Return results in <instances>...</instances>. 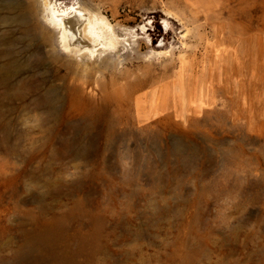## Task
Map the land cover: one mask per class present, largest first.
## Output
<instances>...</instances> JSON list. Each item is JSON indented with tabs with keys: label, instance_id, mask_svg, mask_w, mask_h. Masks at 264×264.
Wrapping results in <instances>:
<instances>
[{
	"label": "rangeland",
	"instance_id": "rangeland-1",
	"mask_svg": "<svg viewBox=\"0 0 264 264\" xmlns=\"http://www.w3.org/2000/svg\"><path fill=\"white\" fill-rule=\"evenodd\" d=\"M216 1L206 16L179 0L100 2L135 30V50L119 51L114 84L109 70L95 85L89 76L74 105L62 93L51 113L38 97L57 75L53 53L70 58L38 5L0 0V264H264V0ZM165 4L190 23L188 95L206 87L210 105L178 118L170 101L138 123L134 96L178 74L150 53L178 50ZM47 232L51 247L22 260Z\"/></svg>",
	"mask_w": 264,
	"mask_h": 264
},
{
	"label": "bare ground",
	"instance_id": "bare-ground-1",
	"mask_svg": "<svg viewBox=\"0 0 264 264\" xmlns=\"http://www.w3.org/2000/svg\"><path fill=\"white\" fill-rule=\"evenodd\" d=\"M98 1V2H97ZM78 0L71 5L62 6L56 0H1L2 6L5 8H16L25 11H32L35 5L42 10V17L51 28L52 34L50 39L54 38L58 48L61 49L69 60H61L55 55V48L50 50L53 53V71L56 72L54 82L38 97V105L40 108H47L49 111L53 108L56 101L62 97V93L69 96V105L72 106L76 102L74 96L78 87L87 84L88 77L94 76V85L97 83V75L103 77L105 72L109 70L112 84L116 81L113 72L120 69L123 65V59L119 51L128 49L135 50L133 47L137 45V33L129 27L112 24L111 21L102 13L100 2L106 0ZM187 7L191 14H202L206 16L210 10L216 7V0H179ZM164 13L166 18L162 20V26L165 32H168L171 26L170 18L178 21L180 24V32L177 36L178 50L170 44L163 52H154L151 54H161L164 64L171 65V72H178L173 87L162 84L152 85L145 93H138L132 101L134 117L138 123L156 118L168 110V102H172V109L178 118H184L187 113L194 112L199 114L201 110L209 106L206 87H197L194 94L189 97L187 88L184 84L185 75L188 72H194L193 60L188 56L191 44L187 41L191 32L188 18L180 11L175 10L165 4ZM20 19L24 18L20 15ZM152 22L149 20L139 26L141 32L147 30V25ZM121 28L129 38H125L124 33L120 34L118 29ZM172 29V28H171ZM145 34V33H144ZM177 35V34H176ZM43 41H50L47 37ZM145 43H150L151 39L145 35ZM207 42V41H206ZM163 43L160 42L159 45ZM166 45V44H165ZM139 46V45H138ZM208 48V47H207ZM221 51L218 48L212 50L213 61L210 67H215L217 59H219ZM150 56V55H149ZM161 57V56H160ZM150 59V58H149ZM166 66V67H167ZM3 72H16L15 69H9L2 66ZM64 71V72H61ZM119 71V70H118ZM186 77H188L186 75ZM52 113V111H50ZM41 114V113H40ZM40 122V118L38 119ZM41 125V123H38ZM50 233H44L36 237L30 246L21 253V259L25 260L31 252H40L51 247Z\"/></svg>",
	"mask_w": 264,
	"mask_h": 264
},
{
	"label": "crops",
	"instance_id": "crops-1",
	"mask_svg": "<svg viewBox=\"0 0 264 264\" xmlns=\"http://www.w3.org/2000/svg\"><path fill=\"white\" fill-rule=\"evenodd\" d=\"M163 114H164V113H163ZM160 115H162V114H160ZM160 115H159V116H160Z\"/></svg>",
	"mask_w": 264,
	"mask_h": 264
}]
</instances>
